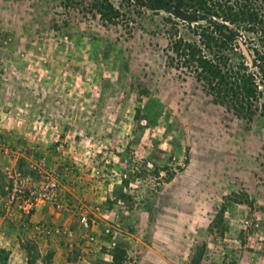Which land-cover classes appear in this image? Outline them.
<instances>
[{
	"label": "rangeland",
	"instance_id": "obj_1",
	"mask_svg": "<svg viewBox=\"0 0 264 264\" xmlns=\"http://www.w3.org/2000/svg\"><path fill=\"white\" fill-rule=\"evenodd\" d=\"M187 1L264 58V0ZM204 25L0 0V264H264L263 97L247 118L170 60Z\"/></svg>",
	"mask_w": 264,
	"mask_h": 264
},
{
	"label": "trees",
	"instance_id": "obj_2",
	"mask_svg": "<svg viewBox=\"0 0 264 264\" xmlns=\"http://www.w3.org/2000/svg\"><path fill=\"white\" fill-rule=\"evenodd\" d=\"M130 1L141 8L155 12L164 11L188 24L204 21L205 25L200 29L198 41L183 38L173 41L171 50L176 58H170L171 62L176 60V65L189 67L195 78L202 82L211 93H214L218 102L228 103L229 107L232 106L237 113L244 114L247 118L254 114V109H259L255 107L252 110V106L260 97H263L259 111L264 117V58L259 59L252 56L249 48L246 47L252 61L248 62L245 55L243 57L250 67L256 69L258 76L250 71L246 74H239L238 71L227 68L228 57L221 50L229 49L232 45L241 48L239 42L242 41L238 28L231 26L227 18L223 16L224 18L220 19L214 10L204 8V1L195 4L187 0ZM236 20L231 19L232 22ZM239 20L253 22L255 19L249 16L247 19L239 18ZM197 260L193 258L190 264H195Z\"/></svg>",
	"mask_w": 264,
	"mask_h": 264
},
{
	"label": "water",
	"instance_id": "obj_3",
	"mask_svg": "<svg viewBox=\"0 0 264 264\" xmlns=\"http://www.w3.org/2000/svg\"><path fill=\"white\" fill-rule=\"evenodd\" d=\"M239 43H240L241 49H242V51H243L245 57L247 58L248 62H251V61H252V60H251V56H250V54H249L247 48L244 46V44L242 43V41H240Z\"/></svg>",
	"mask_w": 264,
	"mask_h": 264
},
{
	"label": "crops",
	"instance_id": "obj_4",
	"mask_svg": "<svg viewBox=\"0 0 264 264\" xmlns=\"http://www.w3.org/2000/svg\"><path fill=\"white\" fill-rule=\"evenodd\" d=\"M2 219L0 218V228H1ZM1 230V229H0ZM1 234V233H0Z\"/></svg>",
	"mask_w": 264,
	"mask_h": 264
},
{
	"label": "built area",
	"instance_id": "obj_5",
	"mask_svg": "<svg viewBox=\"0 0 264 264\" xmlns=\"http://www.w3.org/2000/svg\"><path fill=\"white\" fill-rule=\"evenodd\" d=\"M84 224H85V225H87V223H86V222H84Z\"/></svg>",
	"mask_w": 264,
	"mask_h": 264
}]
</instances>
